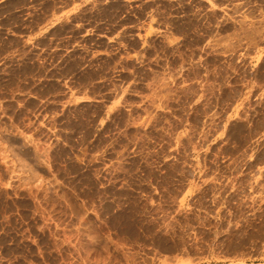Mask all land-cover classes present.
<instances>
[{
  "label": "rangeland",
  "instance_id": "374dc122",
  "mask_svg": "<svg viewBox=\"0 0 264 264\" xmlns=\"http://www.w3.org/2000/svg\"><path fill=\"white\" fill-rule=\"evenodd\" d=\"M79 43L31 70L83 67L80 87L109 100L105 42ZM107 100H31L30 111L0 100V264H264V100L249 148L242 124L233 144L189 148L163 116L144 123L146 108Z\"/></svg>",
  "mask_w": 264,
  "mask_h": 264
},
{
  "label": "crops",
  "instance_id": "0c3cea01",
  "mask_svg": "<svg viewBox=\"0 0 264 264\" xmlns=\"http://www.w3.org/2000/svg\"><path fill=\"white\" fill-rule=\"evenodd\" d=\"M73 33L77 44L66 45ZM81 40H103L107 65L113 58L106 83L113 81L115 95L109 100L103 98L107 89L97 94L80 87L83 67L31 70L33 58L41 67L42 57L66 56L82 47ZM263 60L264 0H0V100L26 111L31 100H107L110 111L115 105L146 108L137 116L144 123L163 116L162 129L189 137V148L204 137L207 147L233 144L242 124L248 139L239 148H249L253 102L264 100ZM197 113L201 126L192 140Z\"/></svg>",
  "mask_w": 264,
  "mask_h": 264
}]
</instances>
